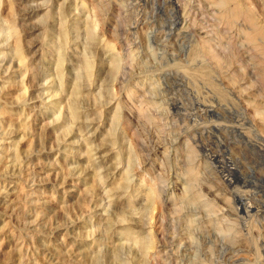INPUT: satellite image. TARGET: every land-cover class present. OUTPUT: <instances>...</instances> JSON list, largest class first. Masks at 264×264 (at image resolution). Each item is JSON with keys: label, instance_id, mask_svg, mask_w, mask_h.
<instances>
[{"label": "rangeland", "instance_id": "374dc122", "mask_svg": "<svg viewBox=\"0 0 264 264\" xmlns=\"http://www.w3.org/2000/svg\"><path fill=\"white\" fill-rule=\"evenodd\" d=\"M0 4V264H264V0Z\"/></svg>", "mask_w": 264, "mask_h": 264}, {"label": "bare ground", "instance_id": "6f19581e", "mask_svg": "<svg viewBox=\"0 0 264 264\" xmlns=\"http://www.w3.org/2000/svg\"><path fill=\"white\" fill-rule=\"evenodd\" d=\"M200 2V1H199ZM1 5V4H0ZM102 6V5H101ZM1 7V6H0ZM224 8V7H223ZM93 10V9H92ZM241 10V9H240ZM91 11V10H90ZM233 13V12H232ZM230 14V13H229ZM221 19V18H220ZM4 23V22H3ZM9 25V24H8ZM7 25V26H8ZM156 25V24H155ZM116 26V25H115ZM11 27V26H10ZM12 28L14 29V26H12ZM12 28H10V30L12 31L13 29ZM7 29H9V27L7 28ZM13 31H15V30H13ZM180 32V31H179ZM14 35V34H13ZM16 37V36H15ZM6 40H8V38L6 39ZM66 42V41H65ZM18 45V44H17ZM1 46V45H0ZM18 46H16V48H17ZM113 47V46H112ZM19 48H17V50H18ZM204 50V49H203ZM13 51V50H12ZM20 53V52H19ZM134 55V54H133ZM18 56V55H17ZM14 57V56H13ZM13 59V58H12ZM19 60V59H18ZM21 60V59H20ZM65 60V59H64ZM10 62V61H9ZM23 61L21 60V63H22ZM17 63V62H16ZM2 64L3 63H1V67H2ZM19 64V63H18ZM10 65V64H9ZM20 65V64H19ZM18 65V66H19ZM62 65V64H61ZM17 66V67H18ZM1 69V68H0ZM2 69H3V67H2ZM10 68H8V70H9ZM15 69V68H14ZM21 70V69H20ZM89 70V69H88ZM0 71H2V70H0ZM24 72V71H23ZM22 83V82H21ZM238 92V91H237ZM61 93V92H60ZM59 94V93H58ZM53 96V95H52ZM64 106V105H63ZM3 110V109H2ZM68 113V112H67ZM74 113V112H73ZM10 128V127H9ZM10 131V130H9ZM31 145V144H30ZM16 152V151H15ZM129 180V179H128ZM104 194V193H103ZM1 197V196H0ZM149 198V197H148ZM2 199V198H1ZM4 200V199H3ZM238 207H239V209L241 210V211H243V212H245V213H247V212H249V211H251L250 210V205L249 204H247V203H244V200H240L239 201V203H238ZM152 220V219H151ZM151 240V239H150ZM154 240V239H153ZM150 242V241H149ZM156 242V241H155ZM148 244V243H147ZM154 245V244H153ZM149 246V245H148ZM150 247V246H149ZM151 247H153V246H151ZM153 250V249H152ZM152 253V252H151Z\"/></svg>", "mask_w": 264, "mask_h": 264}]
</instances>
